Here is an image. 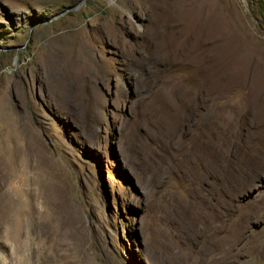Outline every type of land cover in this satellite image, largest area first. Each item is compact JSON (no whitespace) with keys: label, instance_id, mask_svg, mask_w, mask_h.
Masks as SVG:
<instances>
[{"label":"rangeland","instance_id":"obj_1","mask_svg":"<svg viewBox=\"0 0 264 264\" xmlns=\"http://www.w3.org/2000/svg\"><path fill=\"white\" fill-rule=\"evenodd\" d=\"M264 264V0H0V264Z\"/></svg>","mask_w":264,"mask_h":264},{"label":"bare ground","instance_id":"obj_2","mask_svg":"<svg viewBox=\"0 0 264 264\" xmlns=\"http://www.w3.org/2000/svg\"><path fill=\"white\" fill-rule=\"evenodd\" d=\"M3 264H12V263H7V261H3ZM13 264H17V263H14ZM20 264H32L30 261L28 262H23V263H20Z\"/></svg>","mask_w":264,"mask_h":264}]
</instances>
